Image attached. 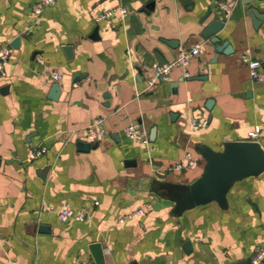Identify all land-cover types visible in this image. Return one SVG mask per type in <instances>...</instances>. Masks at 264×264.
<instances>
[{
    "label": "crops",
    "instance_id": "1",
    "mask_svg": "<svg viewBox=\"0 0 264 264\" xmlns=\"http://www.w3.org/2000/svg\"><path fill=\"white\" fill-rule=\"evenodd\" d=\"M39 1L0 0V48L11 51L0 79V264H248L264 236V171L205 204L184 196L205 172L201 150H264V84L240 59L264 68V0H234L228 16L208 0H56L36 16ZM114 8L126 14L96 20ZM198 43L187 79L176 69L145 90L153 64ZM195 115L208 125L192 132ZM98 119L105 135L90 144L84 128ZM132 122L154 131L152 152L125 138ZM185 151L194 165L171 171ZM66 204L84 220L60 222Z\"/></svg>",
    "mask_w": 264,
    "mask_h": 264
},
{
    "label": "built area",
    "instance_id": "2",
    "mask_svg": "<svg viewBox=\"0 0 264 264\" xmlns=\"http://www.w3.org/2000/svg\"><path fill=\"white\" fill-rule=\"evenodd\" d=\"M216 4L220 11L228 16L234 6V0L228 3H222L218 0H208ZM56 3V0H40L39 3L33 7V13L38 16L41 14L43 9L48 6H52ZM114 13H119L121 16L126 14L123 8H114L103 12L97 17V21H103L109 18ZM203 53V47L201 43L194 44L187 50H179L176 58L171 62L163 64H153L151 66V73L149 78L145 81V90H151L159 82H168L170 80L171 73L179 69L182 73V78L187 79L189 77L188 67L191 65L192 61L199 57ZM11 51L9 46H4L0 48V79L5 78V63L10 58ZM241 61L246 65L248 70V75L250 82L254 85L264 84V68L259 60L251 59L247 54L241 56ZM36 62L43 67V71L50 78L52 82H58L61 79V74L56 70H50L45 66L41 59H37ZM208 125L206 119L201 118L198 115L191 117L189 121V129L192 132H196ZM259 132V128L255 127L254 131L249 134L250 139H255ZM105 130L102 119L95 120L93 123L89 124L84 128V136L88 143L93 144L98 142L99 139L104 137ZM125 138L132 142L139 143L144 147L147 152H152L154 149L149 139L148 132L145 130L142 122H132L124 130ZM45 153V149L40 147L31 150L27 157V162H32L33 160L41 157ZM194 165V160L192 155L185 151L182 160L170 168L171 171L180 172L186 170ZM98 203L95 202L94 206ZM142 214L141 211H137L134 214H129L126 217L119 220L122 223L126 219H131L135 215ZM87 215V211L75 212L68 204L57 213V218L60 222L66 223L71 221H82ZM91 264V263H86ZM248 264H264V236L262 237L261 244L257 250L250 257Z\"/></svg>",
    "mask_w": 264,
    "mask_h": 264
},
{
    "label": "water",
    "instance_id": "3",
    "mask_svg": "<svg viewBox=\"0 0 264 264\" xmlns=\"http://www.w3.org/2000/svg\"><path fill=\"white\" fill-rule=\"evenodd\" d=\"M97 39V30L91 35ZM12 46V43H11ZM59 94L57 84L50 89L49 99L55 101ZM154 132V131H153ZM150 134V142H153L154 133ZM78 149L88 151L89 144L79 142ZM206 157L207 164L203 176L186 192L184 201L187 206L205 204L213 199H220L231 184L246 175H259L264 171V150L255 141L230 144L223 154H212ZM207 153V152H206ZM46 231L45 227H41Z\"/></svg>",
    "mask_w": 264,
    "mask_h": 264
}]
</instances>
